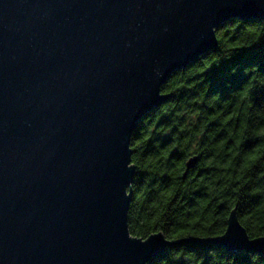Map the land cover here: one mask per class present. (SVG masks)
I'll use <instances>...</instances> for the list:
<instances>
[{"label":"water","instance_id":"1","mask_svg":"<svg viewBox=\"0 0 264 264\" xmlns=\"http://www.w3.org/2000/svg\"><path fill=\"white\" fill-rule=\"evenodd\" d=\"M250 18L264 0H0V264H148L181 242L264 255L236 208L215 237L128 227L133 130L222 23Z\"/></svg>","mask_w":264,"mask_h":264},{"label":"trees","instance_id":"2","mask_svg":"<svg viewBox=\"0 0 264 264\" xmlns=\"http://www.w3.org/2000/svg\"><path fill=\"white\" fill-rule=\"evenodd\" d=\"M217 46L161 86L170 97L130 137L132 235L209 238L236 208L251 236L264 235V19H230ZM199 161L183 178L185 161ZM148 264H264L255 251L181 242Z\"/></svg>","mask_w":264,"mask_h":264}]
</instances>
